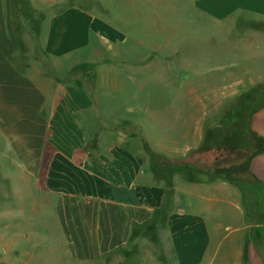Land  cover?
I'll return each mask as SVG.
<instances>
[{
  "label": "crops",
  "instance_id": "obj_1",
  "mask_svg": "<svg viewBox=\"0 0 264 264\" xmlns=\"http://www.w3.org/2000/svg\"><path fill=\"white\" fill-rule=\"evenodd\" d=\"M191 5L213 24L244 22L264 39V0ZM9 7V0H0V172L15 208L25 214L26 204L35 219L18 223L23 232L15 229L22 248L17 264H32L37 238L46 252L43 264H215L228 241L233 259L247 239L264 245V238L249 237L257 225L264 231V179L241 186L223 178L162 176L147 153L169 163L187 159L204 134L218 128L224 95L190 87L178 110L159 109L161 96L177 86L170 67L77 6L50 16L44 34L36 33L42 37L36 50L58 75L93 68V76L79 87L26 74L13 62ZM255 64L264 71V57ZM239 70L204 84L238 89ZM244 233L246 239L230 240ZM6 244L17 245L0 237Z\"/></svg>",
  "mask_w": 264,
  "mask_h": 264
},
{
  "label": "rangeland",
  "instance_id": "obj_2",
  "mask_svg": "<svg viewBox=\"0 0 264 264\" xmlns=\"http://www.w3.org/2000/svg\"><path fill=\"white\" fill-rule=\"evenodd\" d=\"M192 1L9 0L10 27L17 53L13 62L26 74L33 72L43 79L82 87V79L92 77L93 68L58 75L53 69V62L44 53L43 56L38 53L36 48L42 39L39 34L42 30L44 34L54 12L68 6L90 9L119 30L128 45L141 44L153 50L155 60L159 59L170 67L177 86L174 92H170L171 96H161L159 109L178 110L183 105L184 93L187 94L190 87L193 92L203 95H206L205 90L209 94L224 95L218 103V109L223 111L216 120L218 128L213 133L204 134L203 144L187 159L174 163L158 160L156 171L162 176L177 174L182 180L198 181L203 176L208 179L223 178L241 186L250 182L262 184L264 142L255 131L254 119L262 124L259 129L264 130V71L255 64L264 57V39L255 36L244 22L237 25L211 23L194 12ZM231 68L240 69L238 89L234 85L221 86V83L204 84L206 78H214ZM183 81H190V86H184ZM3 177L0 172V237L17 245H0V264H17L22 248L15 240V234L17 230L23 232L18 223L22 222L23 226L24 222L34 223L35 219L32 214H27L26 204L25 214L21 213L23 208H15L14 194L6 192L8 182ZM9 183L15 186L16 182ZM234 214L231 212L228 217L224 216V226L231 223ZM249 230V237L264 238V231L258 225ZM225 232L224 235L230 236L228 230ZM247 234H236L230 240L246 239ZM246 242L240 244V254L237 251L239 257L236 259L232 258L235 254L232 243H224L215 264H264L261 239H247ZM36 243L37 252L33 255L32 264H43L47 261L46 252L38 238Z\"/></svg>",
  "mask_w": 264,
  "mask_h": 264
},
{
  "label": "trees",
  "instance_id": "obj_3",
  "mask_svg": "<svg viewBox=\"0 0 264 264\" xmlns=\"http://www.w3.org/2000/svg\"><path fill=\"white\" fill-rule=\"evenodd\" d=\"M147 153L150 155L152 161H153V164L155 166V169L157 168V163H158V160H160L158 157H156L155 155H153L150 151L147 150ZM214 179V178H213Z\"/></svg>",
  "mask_w": 264,
  "mask_h": 264
}]
</instances>
